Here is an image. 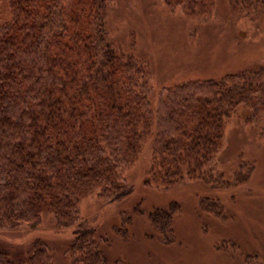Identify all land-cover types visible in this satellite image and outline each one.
<instances>
[{
  "label": "trees",
  "instance_id": "obj_1",
  "mask_svg": "<svg viewBox=\"0 0 264 264\" xmlns=\"http://www.w3.org/2000/svg\"><path fill=\"white\" fill-rule=\"evenodd\" d=\"M161 1L191 15L209 14L214 5ZM242 1L264 8V0ZM108 2L7 0L0 21V228L36 224L44 211L58 225L76 224L69 264H109L94 228L78 221L77 204L93 189L106 203L127 196L133 187L121 172L147 135L149 172L164 183L201 179L229 187L245 177L227 181L217 168L224 124L238 109L264 112V68L163 87L153 103L150 65L109 36ZM173 211L149 215L164 243L173 240ZM0 264L54 260L46 243L35 240L21 260L0 249ZM245 264H264V256Z\"/></svg>",
  "mask_w": 264,
  "mask_h": 264
},
{
  "label": "rangeland",
  "instance_id": "obj_2",
  "mask_svg": "<svg viewBox=\"0 0 264 264\" xmlns=\"http://www.w3.org/2000/svg\"><path fill=\"white\" fill-rule=\"evenodd\" d=\"M6 8L0 0V21ZM106 25L116 48L150 65L153 103L163 87L264 68V8L248 9L242 0H214L206 15L161 0H109ZM151 138L121 172L133 187L127 196L106 203L93 189L77 204L78 221L94 228L109 264H245L264 256V112L238 109L224 124L217 168L227 181L245 177L229 187L201 179L164 183L149 172ZM172 207L173 240L164 243L149 215ZM75 227L44 211L36 224L0 228V249L21 260L40 240L54 264H69Z\"/></svg>",
  "mask_w": 264,
  "mask_h": 264
}]
</instances>
